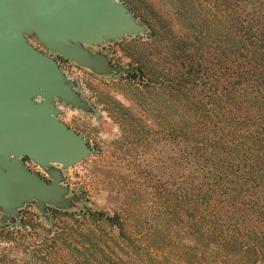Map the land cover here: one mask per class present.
<instances>
[{
  "label": "trees",
  "instance_id": "16d2710c",
  "mask_svg": "<svg viewBox=\"0 0 264 264\" xmlns=\"http://www.w3.org/2000/svg\"><path fill=\"white\" fill-rule=\"evenodd\" d=\"M124 1L148 31L139 100L108 112L126 147H181L173 189L113 215L51 209L0 264H264V0Z\"/></svg>",
  "mask_w": 264,
  "mask_h": 264
},
{
  "label": "water",
  "instance_id": "95a60500",
  "mask_svg": "<svg viewBox=\"0 0 264 264\" xmlns=\"http://www.w3.org/2000/svg\"><path fill=\"white\" fill-rule=\"evenodd\" d=\"M146 26L117 0H0V209L6 217L36 202L62 209L67 189L51 173L52 183L25 170L28 157L43 169L63 168L87 158L92 150L81 136L57 119L56 103L88 110L57 64L36 50V40L56 54L98 76L117 73L105 56L85 46L139 35Z\"/></svg>",
  "mask_w": 264,
  "mask_h": 264
},
{
  "label": "rangeland",
  "instance_id": "374dc122",
  "mask_svg": "<svg viewBox=\"0 0 264 264\" xmlns=\"http://www.w3.org/2000/svg\"><path fill=\"white\" fill-rule=\"evenodd\" d=\"M117 1L126 4L124 0ZM132 16L143 24L133 13ZM147 32L146 29L139 35H125L122 39L85 46L91 54L105 56L109 64L118 70L117 73L102 76L95 75L89 69L80 68L39 46V52H43L57 64L66 80L74 83L73 90L88 106V110H83L64 102L56 103L59 111L57 119L81 136L92 153L67 168L52 164L51 167L43 169L28 157L19 159L25 170L47 183H52L51 173H58L61 177L59 186L67 189L65 198L72 201L62 209L45 205L44 212L37 208L36 202L26 203L17 209L18 216L12 217V220L8 217L4 219L0 209V254L10 258H25L13 249L15 244L11 234L22 232L23 223L30 227L34 224V229L35 224L52 229L53 223L47 216L51 209L67 214H79L91 208L92 211L113 215L115 211L120 210V204L126 196L144 202L151 199L149 196L153 192L152 186L163 183L168 190L173 189L172 181L178 168L176 164L180 165L178 159L182 158L179 153L181 147H176L168 141L148 149L126 147L121 141L117 123L108 112L114 109L119 113L122 108L129 107L131 103L137 104L139 100L135 89L140 88L141 80H131L128 75V71L135 68L130 52L135 49V40H145ZM30 42L36 47L35 40L31 39ZM181 173L182 169L178 174ZM3 250L7 251L1 253Z\"/></svg>",
  "mask_w": 264,
  "mask_h": 264
},
{
  "label": "built area",
  "instance_id": "2783aa9c",
  "mask_svg": "<svg viewBox=\"0 0 264 264\" xmlns=\"http://www.w3.org/2000/svg\"><path fill=\"white\" fill-rule=\"evenodd\" d=\"M36 41V40H35ZM30 42V41H29ZM36 43H37V45H36V47H35V45H33V43H31L30 42V44L36 49V50H38V51H40V49H39V46L41 45V44H39L37 41H36ZM42 46V45H41ZM44 47V46H43ZM43 53V52H42Z\"/></svg>",
  "mask_w": 264,
  "mask_h": 264
}]
</instances>
